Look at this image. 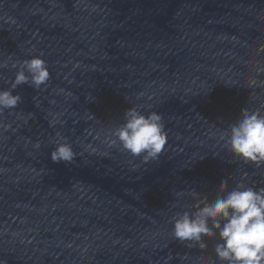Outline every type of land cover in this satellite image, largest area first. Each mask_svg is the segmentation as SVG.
Returning <instances> with one entry per match:
<instances>
[{
  "label": "water",
  "instance_id": "95a60500",
  "mask_svg": "<svg viewBox=\"0 0 264 264\" xmlns=\"http://www.w3.org/2000/svg\"><path fill=\"white\" fill-rule=\"evenodd\" d=\"M32 56L49 80L0 112V264H220L218 233L201 249L174 237L173 218L238 183L264 189V162L220 138L242 109L264 114V56L142 53L0 22V89ZM129 107L162 116L158 157L111 143ZM62 141L71 164L51 160Z\"/></svg>",
  "mask_w": 264,
  "mask_h": 264
},
{
  "label": "clouds",
  "instance_id": "9594fccd",
  "mask_svg": "<svg viewBox=\"0 0 264 264\" xmlns=\"http://www.w3.org/2000/svg\"><path fill=\"white\" fill-rule=\"evenodd\" d=\"M7 67L0 64V68ZM10 87L0 89V112L15 109L22 96L15 90L22 85L39 89L50 78L47 62L32 56L19 63ZM162 116L155 112L129 107L123 113V123L111 130L112 144L132 156L156 158L166 145L167 134ZM229 150L247 161L264 162V114L259 110H241L240 117L221 133ZM39 147V144L36 145ZM76 153L71 143L57 142L50 152L53 162L71 164ZM227 181H221V191ZM219 235L214 251L220 264H264V189L256 190L238 183L214 201L203 202L195 212L184 211L173 218V235L180 241L195 242L206 249V239Z\"/></svg>",
  "mask_w": 264,
  "mask_h": 264
}]
</instances>
